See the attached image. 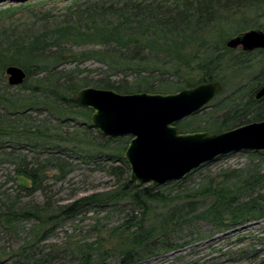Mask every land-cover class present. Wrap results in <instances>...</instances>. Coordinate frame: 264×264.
Wrapping results in <instances>:
<instances>
[{
  "label": "trees",
  "instance_id": "trees-1",
  "mask_svg": "<svg viewBox=\"0 0 264 264\" xmlns=\"http://www.w3.org/2000/svg\"><path fill=\"white\" fill-rule=\"evenodd\" d=\"M22 11L26 23L0 28V165L12 169L0 178V264H137L264 221V152H245L242 167L206 170L232 153L183 180L137 185L124 159L130 138L102 135L92 110L75 101L86 87L168 94L219 81L223 92L180 122L182 133L263 121L255 93L264 85V50L226 42L264 31V0H73L43 12L16 6L0 20ZM9 66L26 72L23 85L8 84ZM80 165L108 173L115 186L56 198L55 187ZM88 219V235H76ZM69 223L67 243H50ZM234 238L208 263L227 256L264 264L253 243L264 244V231Z\"/></svg>",
  "mask_w": 264,
  "mask_h": 264
},
{
  "label": "water",
  "instance_id": "water-1",
  "mask_svg": "<svg viewBox=\"0 0 264 264\" xmlns=\"http://www.w3.org/2000/svg\"><path fill=\"white\" fill-rule=\"evenodd\" d=\"M226 47L244 52L264 50V31H246L227 40ZM6 76L10 86L19 87L27 74L18 66H9ZM222 92L219 81L168 94H121L86 87L76 93L75 101L92 110L90 122L102 135L130 138L124 159L130 167L131 181L161 187L183 180L223 156L264 152V120L219 133L180 131V122L202 113ZM255 99H264V85L256 91Z\"/></svg>",
  "mask_w": 264,
  "mask_h": 264
},
{
  "label": "rangeland",
  "instance_id": "rangeland-1",
  "mask_svg": "<svg viewBox=\"0 0 264 264\" xmlns=\"http://www.w3.org/2000/svg\"><path fill=\"white\" fill-rule=\"evenodd\" d=\"M71 1L73 0H4L0 1V12L8 9H13L16 6L20 5L27 6V8L32 11L39 12L50 9L59 10ZM12 14L13 15L11 17H4L0 20V28L4 26L8 27L9 24L13 22L17 24H23L28 21L25 11H22L20 13L12 12ZM232 29L233 27H227V32L230 33ZM87 66L92 69L100 68V66L95 63H89ZM214 100H216V98ZM214 103L215 101H212L210 105ZM248 161L249 157L245 152L234 153L214 164H211V166H209L206 170L215 171L222 167L238 168L248 164ZM11 171L12 169L7 165H0V178L4 179L5 181L6 176L9 175ZM16 184L17 183L11 182L10 184H8V187L12 189ZM115 184L116 179L110 176L108 173L80 165L78 169L71 173L65 181L58 183L53 191L56 195V198L67 200L72 196L73 193H77L78 196H82L87 193L108 191L112 189ZM117 217L124 218L125 213L119 214ZM92 224L93 222L90 219L86 220V222H84L83 224H79V229L77 230L76 235H88L89 227ZM262 231H264V221L258 223H249L245 225L244 228L238 229L236 231V234L235 232L222 233L215 236L210 241L196 243L184 249L176 250L159 257L147 259L137 264H209L208 261L210 257L219 256L221 252L225 250V248L227 250L231 244H237V239L234 238L236 235L243 233L246 234L249 232L256 234L257 232ZM66 232H69V234L72 233V225L70 223L63 225L61 229L57 231V236L53 238L50 243L57 244L59 246L67 243L65 235ZM249 243L250 240L245 241L246 246L249 245ZM253 243L255 244L257 249L260 248V250H264L263 243H259L256 241H254ZM263 254L264 252L259 255L263 256ZM221 261L223 262V264H237L229 260V257L227 256H223ZM111 264L116 263L111 262ZM243 264H249V262H244Z\"/></svg>",
  "mask_w": 264,
  "mask_h": 264
}]
</instances>
